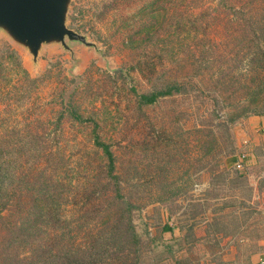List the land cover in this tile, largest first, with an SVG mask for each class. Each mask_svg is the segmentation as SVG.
I'll use <instances>...</instances> for the list:
<instances>
[{
    "label": "rangeland",
    "instance_id": "obj_1",
    "mask_svg": "<svg viewBox=\"0 0 264 264\" xmlns=\"http://www.w3.org/2000/svg\"><path fill=\"white\" fill-rule=\"evenodd\" d=\"M251 22L264 25V0H69L66 26L91 44L68 38L67 48L43 44L35 60L0 31V56L13 50L31 77L46 76L22 96L15 77L5 86L7 76L0 75V147L15 159L14 219L25 216L27 178L32 187L57 194L56 205L52 198L39 201L42 193L33 197V211L45 205L46 219L37 223L46 227L37 233L45 248L58 249L68 241L63 218L75 207L66 195L80 192L78 201L87 188L95 191L98 207L107 190L91 122L74 121L63 111L73 99L84 118L98 122L96 132L110 144L123 191L139 204L137 214L155 223L151 236L165 242L181 237L173 252L155 253L157 264H220L216 248L225 235L264 206V135L248 133L245 117L236 119L230 126L234 150L200 171L196 140L209 137L208 127L217 134L215 121L234 104L259 106L264 115V85L252 77L258 49L237 31ZM227 72L251 75L224 83ZM173 80L185 89L152 104L138 106L130 91L148 93ZM246 135L251 144L244 143ZM163 222L173 230L160 232ZM6 228L0 224L1 235ZM51 230L60 243L48 239Z\"/></svg>",
    "mask_w": 264,
    "mask_h": 264
},
{
    "label": "trees",
    "instance_id": "obj_2",
    "mask_svg": "<svg viewBox=\"0 0 264 264\" xmlns=\"http://www.w3.org/2000/svg\"><path fill=\"white\" fill-rule=\"evenodd\" d=\"M237 31H240L245 39L257 46L256 55L259 66L254 70L252 77L255 78L254 81L257 85H264V44H256L262 40L264 42V25L251 22ZM1 74L3 78L5 75L7 76V80H4L5 84H3L5 86L11 77H15V88L22 96L29 94L31 89L37 87L46 77L45 75L44 77H31L22 66L16 53L8 49H5V53L0 56ZM250 75L238 73L234 76L227 72L223 82H238L241 76L246 80ZM183 89H185L183 83L173 80L165 83L159 90L148 93L139 94L134 87H131L130 91L136 96L137 105L141 106L152 104L159 98L180 94ZM79 106L80 104L71 99L64 104L63 111L74 121L91 122L92 142L101 149L105 160V173L102 181L104 189L107 186V190L99 194L98 207L95 205V197L93 198L95 191H87L86 188L78 201L76 195H81L80 192L68 193L66 195L67 203L75 206L63 218L64 235L68 236V241L58 249L45 248L46 240L42 241L43 236L37 233L41 227H46L44 224L37 223L38 221L43 223L46 219L45 205L40 204L38 210L33 211V197L42 193L43 197L38 198L39 201H42L43 198H52V203L55 204L57 194L42 188V185L36 188L32 187L30 178H27L24 193L30 199L26 203L25 216L22 222L18 223L14 219L13 211L17 204L12 200L16 191L15 187L11 186L14 180L15 159L11 153L4 156L0 147V224H6L7 227L4 230V235L0 234V264H157L156 252L158 254L173 252V244L180 243L181 237L165 242L161 236H151V225H155V223L149 224L139 213L137 214L139 204L131 201L123 191L119 175L115 172L114 155L110 144L102 141L97 134L98 122L94 118H84L80 113ZM63 113H60L58 118L62 117ZM210 114L211 118L216 117L213 110ZM262 114L263 110L259 106L234 104L226 118L215 121L214 128L217 134H214L211 127H208L206 132L209 137L204 140L200 138L196 140L198 165L195 171H200L206 166L210 168L220 156L234 150L235 142L230 126L236 119ZM195 129L196 132H202L200 127ZM13 149L16 150L15 146L11 148L12 151ZM33 169L38 172L39 166L34 165ZM69 197L73 198L69 200ZM92 199L94 201H91ZM42 216L43 218L40 219ZM32 228H36L37 231H33ZM48 229L51 227L48 226ZM159 229L162 233L173 230L167 222H163ZM189 230L190 226L185 227L187 240L190 238ZM55 231L47 232V237L48 239L58 238L55 243H60L61 239L55 234ZM49 241L54 243V241Z\"/></svg>",
    "mask_w": 264,
    "mask_h": 264
},
{
    "label": "water",
    "instance_id": "obj_3",
    "mask_svg": "<svg viewBox=\"0 0 264 264\" xmlns=\"http://www.w3.org/2000/svg\"><path fill=\"white\" fill-rule=\"evenodd\" d=\"M69 0H0V31L13 42L24 46L36 59L43 44L86 41L84 35L65 23ZM93 45V44H92Z\"/></svg>",
    "mask_w": 264,
    "mask_h": 264
},
{
    "label": "crops",
    "instance_id": "obj_4",
    "mask_svg": "<svg viewBox=\"0 0 264 264\" xmlns=\"http://www.w3.org/2000/svg\"><path fill=\"white\" fill-rule=\"evenodd\" d=\"M243 124L248 133L264 135V115H251ZM243 141L252 143L248 135L243 137ZM257 209V217H249L244 224L240 223L220 242L216 248L222 258L220 264H251L264 257V206Z\"/></svg>",
    "mask_w": 264,
    "mask_h": 264
},
{
    "label": "built area",
    "instance_id": "obj_5",
    "mask_svg": "<svg viewBox=\"0 0 264 264\" xmlns=\"http://www.w3.org/2000/svg\"><path fill=\"white\" fill-rule=\"evenodd\" d=\"M235 166H236L237 168H240V167H241V162L236 161V162H235ZM251 264H264V257L258 259L257 261H254V262L251 263Z\"/></svg>",
    "mask_w": 264,
    "mask_h": 264
}]
</instances>
